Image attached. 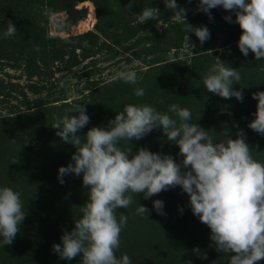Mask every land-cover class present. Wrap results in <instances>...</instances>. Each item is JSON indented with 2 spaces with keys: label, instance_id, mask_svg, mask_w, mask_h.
Listing matches in <instances>:
<instances>
[{
  "label": "clouds",
  "instance_id": "1",
  "mask_svg": "<svg viewBox=\"0 0 264 264\" xmlns=\"http://www.w3.org/2000/svg\"><path fill=\"white\" fill-rule=\"evenodd\" d=\"M164 4L185 21L187 10L176 0H164ZM218 6L235 13L241 28L240 52L247 56L251 51L257 60H264V0L198 3L199 11L209 18L210 10ZM159 12L158 8L144 7L136 18L144 23L156 19ZM224 19L232 22V17ZM188 26L201 43L209 38L207 27ZM16 33V26L8 21L3 35L8 38ZM185 39L189 41L187 35ZM208 52L211 55V50ZM113 79L138 83L133 70L119 71ZM240 79L236 69L216 58L203 84L208 92L224 99L235 97L242 101L243 92L233 88ZM134 94L142 97L144 89L135 88ZM253 96L256 110L248 127L264 135V91ZM70 112L76 115H69ZM70 112L51 125L64 142L75 148L72 162L58 168V179L64 183L66 174L82 176L88 199L81 208L82 215L74 220V228L63 232L61 244L53 245L62 259L72 260L82 254L81 264H131L127 254L119 258L116 255L122 227L128 219L123 213L118 218L117 210L128 208L137 194L149 199L179 185L188 195L193 214L210 229L216 250L231 254L229 264H257L264 260V162L253 157L242 130L237 129L235 138H230L227 130L225 139L216 141L206 129L192 122L187 108L172 104L168 112L162 113L148 104L130 103L116 112L107 128L94 126L80 136L79 130L89 122L86 107L77 104ZM155 128L162 129L167 140L178 145L182 156L179 163L168 154L143 147L133 154L131 147L119 146L120 141L139 140ZM153 208L165 215L161 200H154ZM136 211L147 216L149 209L138 204ZM24 218L21 193L8 186L0 187V247L12 244Z\"/></svg>",
  "mask_w": 264,
  "mask_h": 264
},
{
  "label": "trees",
  "instance_id": "2",
  "mask_svg": "<svg viewBox=\"0 0 264 264\" xmlns=\"http://www.w3.org/2000/svg\"><path fill=\"white\" fill-rule=\"evenodd\" d=\"M77 1L80 0H0V59L19 63L26 75H36L39 63L50 59L51 55L56 57V53L67 45L66 39L47 33L48 17L53 13L63 12L64 17L55 22V29H67L84 14L83 8L75 7ZM122 1L131 2L134 5L132 9L136 12L144 7L160 9L157 21L165 24L166 28L155 26L153 20L134 25L122 23L123 37L113 39L112 43L119 44L122 39H130L134 36L158 38L163 33H171L164 43H167L174 51L180 47L179 44L183 40L182 35L194 33L189 31L188 25L199 27L207 24L210 36L200 44H203V50L214 49V51L211 55L209 52H199L200 46L197 45V38H194L196 46L190 48L192 53L188 59L176 58L177 55L174 52L175 55L172 56L175 57L174 59L153 65L148 74L138 78L136 85L121 81L115 83L113 87L103 85L99 89L94 88L95 91H101L100 94L108 93L95 99L92 97V90L90 91V96L86 101L89 109L87 112L89 129L94 126L108 127V124L101 122V113L106 101L115 102L117 109L121 111L125 105L131 103L148 104L162 113L168 112L172 104H177L189 109L192 113V122L206 129L216 141L224 140L223 134L227 130L230 138L236 137L237 129L242 130L253 157L264 162V148H262L264 147V135L248 127L256 110L257 102L253 94L264 91V60H257L251 51L247 56L240 52L238 39L241 28L235 21V13L233 12V28L229 26L222 28L221 31L213 32L215 30L211 29L212 18L199 11V0H176L181 8L200 12L193 17L185 14V21L183 18L177 21L167 20V17L171 15L167 12L174 11L165 7L164 0ZM93 2L97 12H102L98 2L96 0ZM127 5L129 4H126V9H128ZM210 12L231 11L218 6ZM8 21L16 26L17 33L15 36L6 38L3 33ZM48 47L49 49H46ZM216 58H219L225 65L232 63L230 67L240 73L241 79L236 82L238 84H233V88L243 92L242 101H238L235 97L224 99L208 92L204 87L205 74L216 62ZM138 87L144 89L142 97L134 94L135 88ZM121 88L124 89L120 90ZM45 109L49 112L47 117L49 122L50 113L53 111ZM60 113L61 111L54 114L50 124H54L55 119L61 117ZM26 115L28 117L24 120L6 118L5 121H13L16 125L28 122L29 127H35V124L44 122L40 118L46 116V114L37 116L32 110ZM5 131L7 133L6 129ZM53 143H55V150L61 149V138H55ZM119 146L123 149L131 147L133 154L143 147L152 152L171 155L177 163L182 160L178 145L168 141L160 128L153 129L139 140L120 141ZM6 158L0 160V187L8 186L21 193L25 218L20 224L24 231L21 238L16 236L12 244L0 247V264H81L82 254L72 260H65L56 252L53 253V245L59 244V239L56 241L52 238L44 245L41 240L44 231L38 227V224L48 219L57 231L62 229L60 223L56 225L54 223L63 220L44 211L45 208L39 200L37 202L36 198L45 197L48 194L59 196L58 189L65 191L63 197L76 193L75 190L81 183L78 176L66 174L63 177L64 183H60L58 179V168L71 163V158L66 164L60 158H48L46 169L42 163L40 164L42 167L38 170H34L29 160L9 156ZM171 189L167 190L172 191L173 196L170 198L173 200L166 205L175 206L174 212L163 206L165 215H161L154 208L148 207L149 212L147 216H144L137 214L138 206L127 208L128 211L125 213L129 215L124 214L128 219L122 227L120 247L116 251L117 257L127 254L131 259V264H189V262L191 264H229L231 254L216 250L214 242L210 239L208 226L199 219L195 220L198 218L195 215L191 217L192 219L187 217L189 207L181 204L186 198L189 200L187 193L179 185ZM71 208L64 213L60 212L59 215L66 219H78L82 215L79 214L82 207L71 206ZM148 219L152 221L147 223ZM72 228H74V221ZM48 247L51 254L48 252ZM196 249L199 252L195 251ZM49 254L50 257L47 256ZM205 255L206 258H202ZM257 264H264V260H260Z\"/></svg>",
  "mask_w": 264,
  "mask_h": 264
},
{
  "label": "rangeland",
  "instance_id": "3",
  "mask_svg": "<svg viewBox=\"0 0 264 264\" xmlns=\"http://www.w3.org/2000/svg\"><path fill=\"white\" fill-rule=\"evenodd\" d=\"M96 1L102 12H97L93 0L77 1L75 7L83 8L84 14L82 18L67 29H55V22L64 17L63 12H56L48 17L47 33L66 39L67 45L56 53V57L51 55L50 59L39 63L36 75H26L19 63L0 59V160L7 159L6 156L29 160L34 170L40 169L42 163L46 169V159L48 158H60L66 164L75 152V148L62 140L61 149L55 150L54 139L61 138L57 135L58 130L51 126L52 123L50 124L55 113L61 111L62 117L74 109L77 104H83L87 114L89 109L86 101L90 96V91L92 90V97L95 99L103 94L106 95L108 92L100 94L101 91H95L94 88L99 89L103 85L113 87L115 83L123 81L113 79L117 72L133 70L140 78L148 74L153 65L174 59L175 57H172L175 55L174 52H176V58L188 59L192 53L190 48L196 46V39L194 38L197 37L195 33L187 35L189 37L188 42L185 39L186 35H182L183 40L179 44L180 47L174 51L167 43H164L167 36H171V33H163L158 38L134 36L130 39H122L119 44L112 43L113 39L123 37L122 23L132 25L139 23L136 15L140 11H133L132 6L134 5L128 1ZM126 4H131V8L126 9ZM89 5H91L93 13L91 19H87ZM169 13L171 15L167 17V20L182 19V17H177L174 12H167V14ZM197 13L200 12L198 10L186 11L190 17ZM211 14H215L213 15L215 17L211 15V29L215 30L213 32L221 31L224 27L233 28V12H211ZM225 16L232 17V22L228 23L224 19ZM157 18L153 20L155 26L166 28L165 24L157 21ZM203 26L209 28L207 24ZM197 42V45L200 46L199 52L214 51V49L203 50V44H200L198 38ZM56 44L58 45V43ZM226 66L230 67L232 63L229 65L227 63ZM68 69L69 72H66ZM93 91L95 92L93 93ZM45 108L53 111L50 113L49 122L47 121L49 112ZM31 110L37 116L46 114L40 118L44 122L35 124V127H29L28 122L16 125L13 121H5L6 118L24 120L28 117L26 114ZM116 112H121V110L117 109L115 102L106 101L101 113V122L108 124L115 117ZM69 115H76V113L70 112ZM89 125L90 123L80 129L78 135L84 136ZM78 178L81 179V183L78 184L76 193L70 196L63 197L65 191L58 189L57 193L60 197L48 194V196L36 198L37 202L39 200V203L45 208L44 211H48L49 214L63 220L54 223L55 225L59 223L62 225V229L59 231L54 228L51 220L45 219L38 224V227L44 231L41 239L43 244L52 238L56 241L59 239V244H61L60 238L63 232L73 229L72 222L74 220L72 218L66 219L59 213L72 209L71 206L83 207L86 203L88 199L87 189L82 184V176H78ZM171 192L165 190L149 199H144L142 193L137 194L136 197L133 196V203L129 207L134 208L140 204L147 208H153V201L158 199L163 202L164 207L174 212L175 206L166 205L173 200L170 198L173 196ZM181 204H186L185 206L189 207L190 211L187 217L192 219L194 214L189 200L186 198ZM127 211V208L118 209L117 216L121 213L129 215L125 213ZM79 214H82L81 211ZM150 221L152 220L148 219L147 223ZM23 232V226L20 225V230L16 236L21 238ZM48 252L51 254L49 247ZM50 254L47 256L50 257Z\"/></svg>",
  "mask_w": 264,
  "mask_h": 264
},
{
  "label": "bare ground",
  "instance_id": "4",
  "mask_svg": "<svg viewBox=\"0 0 264 264\" xmlns=\"http://www.w3.org/2000/svg\"><path fill=\"white\" fill-rule=\"evenodd\" d=\"M92 15H93V13H92V7H91V5H89V7H88V17H87V19H91ZM87 24H88V23H87ZM83 29H84V28H83Z\"/></svg>",
  "mask_w": 264,
  "mask_h": 264
},
{
  "label": "water",
  "instance_id": "5",
  "mask_svg": "<svg viewBox=\"0 0 264 264\" xmlns=\"http://www.w3.org/2000/svg\"><path fill=\"white\" fill-rule=\"evenodd\" d=\"M66 72H69V69H68V70H66Z\"/></svg>",
  "mask_w": 264,
  "mask_h": 264
}]
</instances>
